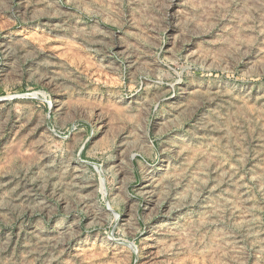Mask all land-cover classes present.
<instances>
[{
    "label": "rangeland",
    "instance_id": "1",
    "mask_svg": "<svg viewBox=\"0 0 264 264\" xmlns=\"http://www.w3.org/2000/svg\"><path fill=\"white\" fill-rule=\"evenodd\" d=\"M0 264H264V0H0Z\"/></svg>",
    "mask_w": 264,
    "mask_h": 264
},
{
    "label": "bare ground",
    "instance_id": "2",
    "mask_svg": "<svg viewBox=\"0 0 264 264\" xmlns=\"http://www.w3.org/2000/svg\"><path fill=\"white\" fill-rule=\"evenodd\" d=\"M211 210V209H210Z\"/></svg>",
    "mask_w": 264,
    "mask_h": 264
}]
</instances>
